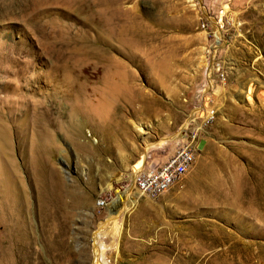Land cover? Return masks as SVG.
Returning <instances> with one entry per match:
<instances>
[{"label": "rangeland", "instance_id": "374dc122", "mask_svg": "<svg viewBox=\"0 0 264 264\" xmlns=\"http://www.w3.org/2000/svg\"><path fill=\"white\" fill-rule=\"evenodd\" d=\"M186 143L123 211L138 161ZM99 241L108 264H264V0H0V264Z\"/></svg>", "mask_w": 264, "mask_h": 264}, {"label": "built area", "instance_id": "2783aa9c", "mask_svg": "<svg viewBox=\"0 0 264 264\" xmlns=\"http://www.w3.org/2000/svg\"><path fill=\"white\" fill-rule=\"evenodd\" d=\"M195 159V150L189 144L179 145L164 161L156 166L144 165L133 175V187L139 195L155 197L179 181ZM106 199L100 197L98 207Z\"/></svg>", "mask_w": 264, "mask_h": 264}, {"label": "bare ground", "instance_id": "6f19581e", "mask_svg": "<svg viewBox=\"0 0 264 264\" xmlns=\"http://www.w3.org/2000/svg\"><path fill=\"white\" fill-rule=\"evenodd\" d=\"M189 120V118H188ZM187 120V122H188ZM186 125L185 124L181 130H180V133L177 135L180 136V137H184L186 135V133L184 134L185 132V128H186ZM191 143V142H190ZM189 147H192L190 144H189ZM196 149V148H195ZM143 159L139 160L138 163L135 165V168L139 169L140 167L144 166L143 164ZM175 184V183H174ZM111 185V184H110ZM171 187V186H170ZM115 189L118 191L120 189V186H117L115 187ZM135 190V189H134ZM137 193V195H136ZM130 196H126L125 197V200H124V207H123V211H129L131 209H133L135 206H136V202H137V199H138V196H139V193L135 190V193H129ZM167 260V259H166ZM179 261V260H178ZM184 261V260H183ZM161 263V262H160ZM164 263V261L162 262ZM175 263V262H174ZM173 263V264H174ZM178 263V262H177ZM183 263V262H182ZM91 264H108L106 262V257H105V254H104V249L102 247V244L99 242L96 243V247H95V252L93 253L92 255V259H91ZM187 264V263H186Z\"/></svg>", "mask_w": 264, "mask_h": 264}]
</instances>
